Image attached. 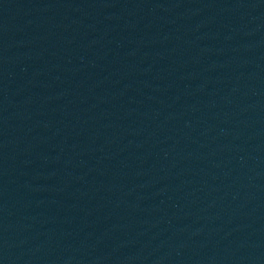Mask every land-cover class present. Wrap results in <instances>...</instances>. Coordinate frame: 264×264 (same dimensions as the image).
Here are the masks:
<instances>
[{"label": "water", "instance_id": "obj_1", "mask_svg": "<svg viewBox=\"0 0 264 264\" xmlns=\"http://www.w3.org/2000/svg\"><path fill=\"white\" fill-rule=\"evenodd\" d=\"M0 264H264V0H0Z\"/></svg>", "mask_w": 264, "mask_h": 264}]
</instances>
